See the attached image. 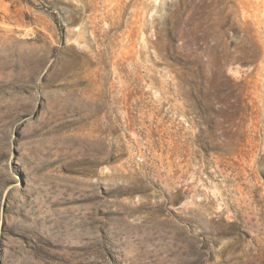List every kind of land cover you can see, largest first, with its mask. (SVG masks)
<instances>
[{"label": "rangeland", "instance_id": "374dc122", "mask_svg": "<svg viewBox=\"0 0 264 264\" xmlns=\"http://www.w3.org/2000/svg\"><path fill=\"white\" fill-rule=\"evenodd\" d=\"M0 264H264V0H0Z\"/></svg>", "mask_w": 264, "mask_h": 264}]
</instances>
